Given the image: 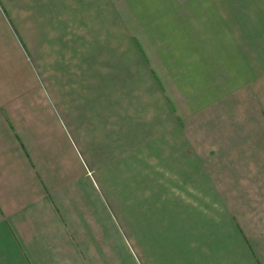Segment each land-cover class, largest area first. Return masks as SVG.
Returning a JSON list of instances; mask_svg holds the SVG:
<instances>
[{
    "label": "crops",
    "instance_id": "1",
    "mask_svg": "<svg viewBox=\"0 0 264 264\" xmlns=\"http://www.w3.org/2000/svg\"><path fill=\"white\" fill-rule=\"evenodd\" d=\"M152 14L0 0V264H264V56L160 50L174 92Z\"/></svg>",
    "mask_w": 264,
    "mask_h": 264
},
{
    "label": "rangeland",
    "instance_id": "2",
    "mask_svg": "<svg viewBox=\"0 0 264 264\" xmlns=\"http://www.w3.org/2000/svg\"><path fill=\"white\" fill-rule=\"evenodd\" d=\"M151 22L152 31L144 33L149 53L158 70L165 64L162 70L174 92V67L161 60L160 50L175 52L178 48L191 53L200 45L215 53L220 68L225 65V56L226 60L230 57L233 68L243 64L244 52L249 58L264 56V0H153ZM121 238L120 263L133 264L127 254V239ZM132 253L141 264L137 253ZM108 260L110 264L111 258Z\"/></svg>",
    "mask_w": 264,
    "mask_h": 264
}]
</instances>
